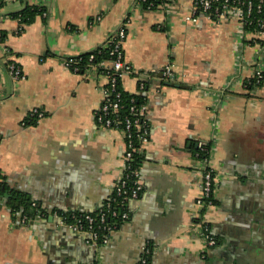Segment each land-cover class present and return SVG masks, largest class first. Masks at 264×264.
<instances>
[{
    "label": "crops",
    "instance_id": "obj_1",
    "mask_svg": "<svg viewBox=\"0 0 264 264\" xmlns=\"http://www.w3.org/2000/svg\"><path fill=\"white\" fill-rule=\"evenodd\" d=\"M0 7V180L46 209L97 212L124 174V135L97 123L107 83L101 68L78 71L65 59L106 45L124 24L125 61L139 77L173 66L176 77L146 82L150 138L142 151L144 192L106 243L45 218L14 221L0 197V264H264V49L235 20L216 22L193 0L153 9L138 0H3ZM45 8L17 34L13 14ZM21 67L15 79L8 64ZM180 84V87L166 82ZM251 82V83H250ZM251 84V87H250ZM145 89V90H146ZM39 108L45 116L31 121ZM212 145L217 184L206 210L217 244L197 221L202 164L194 151Z\"/></svg>",
    "mask_w": 264,
    "mask_h": 264
},
{
    "label": "built area",
    "instance_id": "obj_2",
    "mask_svg": "<svg viewBox=\"0 0 264 264\" xmlns=\"http://www.w3.org/2000/svg\"><path fill=\"white\" fill-rule=\"evenodd\" d=\"M138 1L141 6L153 9L170 0ZM193 3L194 11L188 19L197 21L200 16H203L216 22L235 20L249 31L264 49V0H193ZM24 30L25 26L20 24L17 34L22 33ZM126 38L127 31L123 24L106 41V45L111 46L110 54L112 59L103 60L98 64L90 62L86 66L87 69L101 68L102 74L107 79L104 87V99L101 106L95 112V118L101 126L111 130L119 129L123 133L125 140V150L123 153L124 174L116 184L112 196L97 212L87 213L59 209L40 211V218H45L46 220L52 218L53 222L58 226L69 228L79 234L88 235L93 246L106 243L109 235L117 231L121 224L130 218L131 214L128 209V203L131 200L140 199L144 192V184L140 179V167H134L133 161L135 160V154H142L144 145L149 142V102L146 98L144 102L137 106L134 104L135 98H133L131 100L130 114L123 117L120 115V110L124 106V103H122L123 89L121 81L127 75H139V72L130 63L125 61L124 43ZM79 56L66 58V65L78 71L80 68ZM91 60H93V56ZM8 68L10 74L15 79L24 78L21 67L15 62H10ZM157 75L171 81L177 74L171 65L166 66L162 70L155 69L151 73L139 77V92L137 94L144 92L146 82L152 80ZM250 81L254 85H260L264 82V73L261 70L256 71ZM131 114L136 115V117H131ZM44 116L45 112L39 108H34L29 113L31 121H36ZM121 124H123V127L120 126ZM197 149L195 155L200 159L202 164V179L200 183L201 192L196 203L197 206L203 208L205 211L200 214L197 225L200 227L201 234L206 242L210 246H214L217 244V240L212 234L211 223L206 217V210L209 211L215 205L214 194L217 178L215 170L210 163L213 149L212 145L204 141L199 142ZM203 154L205 156L202 158ZM119 202L122 209L118 210L115 207V203ZM32 220L35 219L28 216L20 218L23 224H27ZM150 254L151 249L146 244L142 259L143 264L148 263Z\"/></svg>",
    "mask_w": 264,
    "mask_h": 264
},
{
    "label": "trees",
    "instance_id": "obj_3",
    "mask_svg": "<svg viewBox=\"0 0 264 264\" xmlns=\"http://www.w3.org/2000/svg\"><path fill=\"white\" fill-rule=\"evenodd\" d=\"M3 3H4L3 0H0V7L3 5ZM43 11H45V8L27 6L22 11L14 13L13 16L19 18L20 23H22L23 25H27L34 20L37 14H41L43 13ZM110 51H111V46L101 45L100 47L94 49L91 52L81 54L78 57V60H80L81 70H85L87 64H89L90 62L98 64L103 60L112 59ZM92 56H93V60H91ZM253 85L254 84H252V86ZM147 90L136 95L129 94L123 90L122 103H124V106L120 110L121 113L120 115L123 117L125 115L130 114V106L132 104L131 100L133 98H135L134 104L137 106H139L142 102H144L146 100ZM131 117L135 118L136 115L131 114ZM120 126L123 127V124H121ZM197 150L198 149L196 148L194 151ZM204 156L205 154H203L201 157L203 158ZM141 162H142V154L140 153L135 154V160L133 161L134 167H141ZM0 197L5 199L6 205L9 208L14 221H20V218L23 216L32 217L33 219H39L41 215L40 211L46 209L39 202L32 200L31 196L28 193L12 188L5 180H0ZM34 203L35 205H33ZM115 207L118 208V210L122 209L120 202L115 203Z\"/></svg>",
    "mask_w": 264,
    "mask_h": 264
},
{
    "label": "water",
    "instance_id": "obj_4",
    "mask_svg": "<svg viewBox=\"0 0 264 264\" xmlns=\"http://www.w3.org/2000/svg\"><path fill=\"white\" fill-rule=\"evenodd\" d=\"M166 84H167V85H170V86L173 85V86H175V87H180V86H179L180 84H175V83L170 82V81L166 82ZM48 220H49L50 222H53L52 218H49Z\"/></svg>",
    "mask_w": 264,
    "mask_h": 264
}]
</instances>
